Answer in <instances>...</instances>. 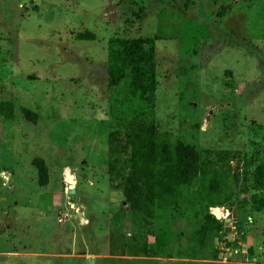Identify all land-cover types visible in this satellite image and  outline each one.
Listing matches in <instances>:
<instances>
[{"label": "rangeland", "instance_id": "374dc122", "mask_svg": "<svg viewBox=\"0 0 264 264\" xmlns=\"http://www.w3.org/2000/svg\"><path fill=\"white\" fill-rule=\"evenodd\" d=\"M87 31L96 39L79 40ZM144 37L156 122L226 177L222 202L187 194L146 219L110 181L108 136L127 130L131 97L129 78L107 86L109 44ZM0 102L16 111L0 115V264H264L251 186L264 162V0H0ZM211 208L230 212L224 228L245 232L250 257L219 252L215 234L199 250Z\"/></svg>", "mask_w": 264, "mask_h": 264}, {"label": "trees", "instance_id": "16d2710c", "mask_svg": "<svg viewBox=\"0 0 264 264\" xmlns=\"http://www.w3.org/2000/svg\"><path fill=\"white\" fill-rule=\"evenodd\" d=\"M77 37L79 40L96 39L95 34L88 31ZM157 66L153 38L110 41L105 71L107 86H117L129 78L131 109L127 130H116L108 136L107 172L111 183L122 190L125 207L146 219H154L157 211L177 207L187 194L200 201L222 202L221 197L228 188L222 173H210L203 167L201 154L194 146L182 142L171 132L160 130L155 119ZM15 113L13 104L0 102V115L5 119H14ZM20 113L31 122L37 120L30 109L22 107ZM33 167L39 184L48 185L49 169L45 160L36 157ZM251 186L255 192L252 207L256 212H263L264 162L256 168ZM223 221L209 211L204 214L197 231L199 250L207 247L209 235L218 236L224 229ZM197 257V252L187 256Z\"/></svg>", "mask_w": 264, "mask_h": 264}, {"label": "built area", "instance_id": "2783aa9c", "mask_svg": "<svg viewBox=\"0 0 264 264\" xmlns=\"http://www.w3.org/2000/svg\"><path fill=\"white\" fill-rule=\"evenodd\" d=\"M218 209L220 208H211L210 213L216 216V211ZM221 213V220H227L231 215L229 211H227L226 214L222 211V209ZM216 243L219 252L226 253L229 256L242 257L244 259L245 257H250L249 254L251 255V247L247 241L245 232L242 230L240 231L238 226L233 224V222L228 223L227 226L219 232L218 236L216 237Z\"/></svg>", "mask_w": 264, "mask_h": 264}, {"label": "water", "instance_id": "95a60500", "mask_svg": "<svg viewBox=\"0 0 264 264\" xmlns=\"http://www.w3.org/2000/svg\"><path fill=\"white\" fill-rule=\"evenodd\" d=\"M68 184H69V194L70 196L73 198V200H75V180L73 179V176H68ZM216 218L218 220H221L222 219V213H221V216H219V214L216 215ZM227 222H230L231 219H227L226 220Z\"/></svg>", "mask_w": 264, "mask_h": 264}, {"label": "bare ground", "instance_id": "6f19581e", "mask_svg": "<svg viewBox=\"0 0 264 264\" xmlns=\"http://www.w3.org/2000/svg\"><path fill=\"white\" fill-rule=\"evenodd\" d=\"M216 212L219 214V216H221V209H218Z\"/></svg>", "mask_w": 264, "mask_h": 264}]
</instances>
